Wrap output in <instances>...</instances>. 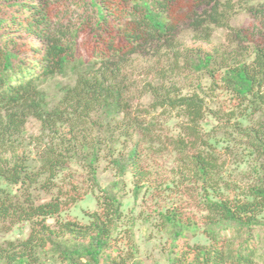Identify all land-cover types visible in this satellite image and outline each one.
Here are the masks:
<instances>
[{"label":"trees","instance_id":"obj_1","mask_svg":"<svg viewBox=\"0 0 264 264\" xmlns=\"http://www.w3.org/2000/svg\"><path fill=\"white\" fill-rule=\"evenodd\" d=\"M243 13L253 22L233 25ZM218 29L212 49L186 43L187 31L210 41ZM58 75L74 81L52 100L44 84ZM29 117L42 125L37 158ZM164 129L178 154L168 184L197 185L205 212L157 211L164 264H264V0H0V225L31 222L26 237L0 240V264H140L131 227L119 230L124 176L137 201L152 174L144 150ZM222 142L236 180L223 175ZM103 160L116 175L102 187ZM73 166L99 191L86 220L60 216L86 194Z\"/></svg>","mask_w":264,"mask_h":264},{"label":"rangeland","instance_id":"obj_2","mask_svg":"<svg viewBox=\"0 0 264 264\" xmlns=\"http://www.w3.org/2000/svg\"><path fill=\"white\" fill-rule=\"evenodd\" d=\"M254 18L251 17L250 14H238L234 16L232 19V24H249L253 22ZM225 30L218 29L214 32L213 37L210 41H196L192 39L190 31L186 32V43L187 45H202L206 49H212L216 45L221 44L225 40ZM143 77L140 75L139 79L141 80ZM184 78H181L180 81L183 82ZM74 77L68 75L67 77L56 76L52 79H48L44 88L47 89V92L50 95V99L56 100L59 98V89L58 84H63L66 82H73ZM190 81H195L193 78L188 77V80H185L183 84H190ZM205 81V86H207V80ZM149 99L144 97L142 101H147ZM209 103H212L214 106H219L222 102L221 97L216 100L208 99ZM54 102H52L53 104ZM161 116L160 112L155 113V118ZM214 120L212 119V124L206 125L205 130H211ZM42 133V125L40 120L29 117L26 122L24 137L26 138V142L30 143V147L33 149V156L36 157L37 150V138ZM222 133V132H221ZM170 129H167L162 132V139L159 141L160 145L156 148L145 149L142 157V166L145 169H149L152 174L148 181L150 188H143L139 195V199L135 201L133 196V178L132 174L128 173L124 176L127 181V195L125 197V206L123 207V220L120 222V229L130 228V232L132 231L134 235L133 241H136L138 245V259L140 264H156V262H160V264H164L167 262V242L165 236H163L160 232H158L154 226L152 225V219H156L157 211L160 209H164L166 206L175 205L179 208V210L195 214L199 220H202V216L205 214L203 210L200 209L196 205L199 199V194H197L199 187L197 185H191L189 183L184 184H168L169 181H175L178 179L176 173L173 171L177 167L178 154L173 150L172 145L170 144ZM219 134L218 137H220ZM34 139V140H33ZM43 143V142H42ZM227 142H222V158L225 159V167L223 168V175L228 180H236L240 177V174H236L237 171L233 165V157L232 154H227L224 150ZM225 146V147H224ZM160 149V150H159ZM221 154V151H219ZM37 158V157H36ZM33 163H37L34 159ZM106 161L103 160L99 164V182L100 185L106 186L115 178V172L108 168L106 165ZM241 167H246V163ZM74 170L78 171L77 178L72 179L74 182L82 183V187L79 186V190L86 194L76 203L70 204L64 207L62 210L61 218H79L86 220L88 213L99 209L97 203V194L98 190L91 192L88 190V184L84 183L85 173L78 166H73ZM66 179V178H65ZM63 177L58 179L60 185H65L68 178L65 180ZM173 179V180H172ZM172 184V183H171ZM225 182L223 180L222 185ZM167 185V188H166ZM198 187V188H197ZM15 189V188H14ZM87 189V190H86ZM57 189L55 190V192ZM199 191V192H200ZM145 217L147 219H145ZM146 220V221H145ZM53 221V220H51ZM130 226V227H129ZM31 222L30 221H21L16 222L15 224H11L6 222L5 224L0 225V240L5 238H24L30 232ZM124 233V232H123ZM127 233V232H126ZM125 233V234H126ZM124 234V235H125ZM194 242V239H192ZM121 246L127 248V240L123 238L120 242ZM132 264V263H129Z\"/></svg>","mask_w":264,"mask_h":264}]
</instances>
